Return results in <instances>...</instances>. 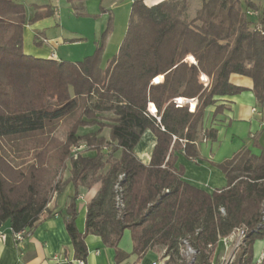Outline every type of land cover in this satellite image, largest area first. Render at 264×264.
<instances>
[{
    "label": "trees",
    "instance_id": "trees-1",
    "mask_svg": "<svg viewBox=\"0 0 264 264\" xmlns=\"http://www.w3.org/2000/svg\"><path fill=\"white\" fill-rule=\"evenodd\" d=\"M21 1L0 0V139L43 140L36 141L33 160L25 167L0 154V228L9 222L13 234L30 235L53 195L70 184L74 192L63 220L75 260L85 261V237L93 234L114 250V264H119L126 255L118 243L129 230L138 258L160 246L168 263L185 264L179 254L185 241L196 253L193 264H214L219 239L243 228L246 236L233 264H251L252 246L264 238V148L259 147L258 156L243 149L219 164L226 187L212 193L182 180L184 170L175 168V153L187 160L198 158L205 109L216 97L244 91L229 83L230 75L250 78L257 103L264 104V3L201 0L195 16L187 20L188 0H165L151 7L133 0L122 43L103 69L105 40L79 62L25 55L27 21ZM66 1L73 5L86 0ZM35 8L32 22L56 12L49 4ZM246 10L257 11V17H247ZM33 43L44 44L41 32ZM189 55L195 65L185 61ZM200 74L210 80L208 86L199 82ZM159 76L163 81L153 85ZM175 98L197 99L194 112L177 106ZM149 103L159 122L148 113ZM60 121L66 124L63 140L52 135ZM86 126H97V131L79 136ZM104 128L110 130L109 142L101 136ZM146 130L156 139L148 165L134 154ZM204 138L215 141L216 131H206ZM81 142L94 155L73 158L70 150ZM67 163L70 177L61 182ZM121 174L124 207L118 211L115 185ZM97 183L100 189L86 206L85 230L79 233L75 221L80 189Z\"/></svg>",
    "mask_w": 264,
    "mask_h": 264
},
{
    "label": "crops",
    "instance_id": "crops-1",
    "mask_svg": "<svg viewBox=\"0 0 264 264\" xmlns=\"http://www.w3.org/2000/svg\"><path fill=\"white\" fill-rule=\"evenodd\" d=\"M131 1L133 2V0ZM162 1L165 0H144V3L151 7ZM252 1L260 7L264 3V0ZM188 3L189 10L191 5L190 0H188ZM200 6L201 3L199 1L195 6V12L186 19H192ZM33 36L29 26L26 25L23 30L22 43V50L25 55L36 59L66 61L62 60L56 52L60 49L59 45L65 44L60 36L53 39H44L47 45H43L38 49L31 43ZM118 49L119 44L115 47L114 55H116ZM110 59V57L106 58V60L102 58L101 68L104 69ZM79 61L80 60H74L72 62ZM158 78L159 82H154V80ZM156 79L152 81L153 85L163 81L162 76ZM229 83L235 87L243 88L244 91L237 95L216 97L214 99V104L208 106L204 112V119L205 122L210 124V130L216 131V140L210 142L204 138V134L207 130L204 131V121H202L199 127L198 140L196 142L198 158L195 161L187 160L182 154L175 153V168L178 169L181 167L184 170L182 180L207 193H212L214 190H220L226 187V179L217 168L219 164L231 159L243 149H247L251 154L258 156L260 154L259 147L264 148V104L259 105L257 103L252 92V80L245 76L232 74L229 77ZM183 100V106H186L189 112H194L198 103L197 99ZM148 108L151 109L154 108V106L149 103L147 111ZM217 108H221V111L215 116L214 113ZM106 115L109 119L113 118L110 114ZM95 131H97V126H86L79 130L78 135L84 136ZM254 142L258 144V147L255 146ZM155 143L156 139L152 132L146 130L134 149L136 158L142 164H149ZM82 154L85 156H92L94 152L86 150ZM119 156L120 151L116 153L115 157L119 158ZM69 177L70 165H67L63 174V181L67 180ZM99 189L100 183L94 184L89 189H80L76 201L77 218L75 221L79 233H83L85 230L86 206L97 194ZM61 194L62 192L53 195L54 197L51 198V201L47 205L46 212L43 217H41L40 222L32 230L30 235L24 236L22 242H16L14 240L9 222H6L0 228V264H70L76 261L74 250L63 220L68 201L59 202ZM222 239L223 238L219 239L215 248L213 257L214 264H217L218 260L222 261L227 255L226 246L222 242ZM85 244L87 247V255L84 264L115 263L114 250L104 245L100 237L88 234L85 237ZM230 246L231 244H229V247ZM118 248L126 255V258L119 264H152L156 262L170 264L167 261H163V251L156 248L148 250L141 258H138V256L133 253V242L129 230L123 232L118 243ZM263 253L264 238L254 242L252 246L251 264H259ZM54 256L58 257L59 261H55L53 259Z\"/></svg>",
    "mask_w": 264,
    "mask_h": 264
},
{
    "label": "rangeland",
    "instance_id": "rangeland-1",
    "mask_svg": "<svg viewBox=\"0 0 264 264\" xmlns=\"http://www.w3.org/2000/svg\"><path fill=\"white\" fill-rule=\"evenodd\" d=\"M199 1L201 3V0H190L191 5L186 14V18L195 12V6ZM21 2L25 8L27 25L34 35L31 39L33 46L38 49L43 45H47V42H44L41 47L34 45L33 40L38 32H41L43 39H53L60 36L65 44L59 45L60 49L56 52L62 60L69 62L74 60L82 61L85 57L91 56L103 40H105V42L101 58H103V60L109 57L112 58V56H114L115 47L117 44L120 46L124 38L132 4L131 0H86L82 3H75L73 5L69 4L66 0H22ZM48 4L56 7L55 15L50 18L32 22L35 15V7ZM186 62L190 64L188 61ZM103 120L106 119L103 118ZM203 121L204 131L210 130V124L205 122V119ZM53 129L54 132L52 135L63 140L66 124L60 121L54 125ZM101 133V136L109 142L110 130L104 128ZM23 140L24 139L19 138L0 139V154L7 157L14 166L25 167L32 162L35 144L41 143L43 138H28V141ZM36 141L39 142L37 143ZM79 144L85 143L81 142ZM67 165H69V163L66 164V167ZM64 171L60 176L61 182H64ZM73 192V187L68 184L62 192L59 202H69V199L73 196ZM187 246L189 247L187 242L185 244L182 242L179 254L185 264H193L195 255H189ZM156 249L160 251L166 250L165 247L160 246L156 247ZM217 264H222V261L218 260Z\"/></svg>",
    "mask_w": 264,
    "mask_h": 264
},
{
    "label": "built area",
    "instance_id": "built-area-1",
    "mask_svg": "<svg viewBox=\"0 0 264 264\" xmlns=\"http://www.w3.org/2000/svg\"><path fill=\"white\" fill-rule=\"evenodd\" d=\"M245 15L247 17H251V18H255L258 15L257 11H253V10H246L245 11ZM257 30H260L259 26H256ZM186 61H188L190 64L195 65V60L192 56H188L186 58ZM199 81L200 83H202L204 86H207L209 84V79L204 75V74H200L199 75ZM154 82H156V80H154ZM174 102L176 103L177 106H183L184 105V100L182 98H175ZM148 113L151 114L156 120L157 122L160 121V118L157 116L156 110L155 108H148ZM86 144H78L77 146H74L71 148L70 153L71 156L73 158L77 157L79 154L83 153L86 150ZM103 150H106V148L104 147ZM124 178V175L121 174L118 176V180L117 183L115 185V207L118 211H121L124 207L123 204V197H122V188H121V182ZM221 212H223V210H221ZM261 224H264V207H263V212H262V221ZM246 236V231L243 228H237L235 230H233L228 236L223 237L222 242L224 243V245L226 246V251H227V255L226 257L222 260V264H232L234 259H235V255L239 249V247L242 245L244 239ZM14 240L16 242H22L24 240V233L23 232H19V233H15L13 234ZM186 242L184 241V244ZM229 244H231V246L229 247ZM187 250L189 255H195V251L191 248L187 246ZM165 250L163 251V256H164ZM264 257V253L261 256V261ZM53 259L55 261H59L58 257L54 256ZM168 257H164L163 261H167ZM70 264H84V261L82 260H76L71 262ZM152 264H161L159 262L156 263H152ZM259 264H261V262H259Z\"/></svg>",
    "mask_w": 264,
    "mask_h": 264
}]
</instances>
